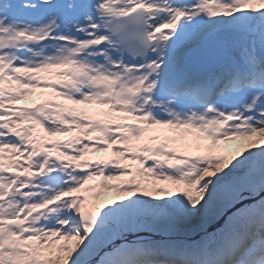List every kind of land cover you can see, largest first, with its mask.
Masks as SVG:
<instances>
[{"label":"snow or ice","instance_id":"1","mask_svg":"<svg viewBox=\"0 0 264 264\" xmlns=\"http://www.w3.org/2000/svg\"><path fill=\"white\" fill-rule=\"evenodd\" d=\"M0 264H264V0H0Z\"/></svg>","mask_w":264,"mask_h":264},{"label":"rangeland","instance_id":"2","mask_svg":"<svg viewBox=\"0 0 264 264\" xmlns=\"http://www.w3.org/2000/svg\"><path fill=\"white\" fill-rule=\"evenodd\" d=\"M51 90L50 89H37L35 90V92L33 93V95L25 100H21V101H18L17 103L18 104H21V105H31L32 103L34 102H42L44 99H48L50 98L48 95H41V93H49ZM81 107H91V106H81ZM42 132V130H41ZM44 136L47 137L48 134L46 133H43ZM54 138H58V139H64L66 137L64 136H58V137H54ZM235 146V145H233ZM112 155L111 152H101V153H97V154H94V156H97V157H108ZM111 194H114V193H111Z\"/></svg>","mask_w":264,"mask_h":264}]
</instances>
